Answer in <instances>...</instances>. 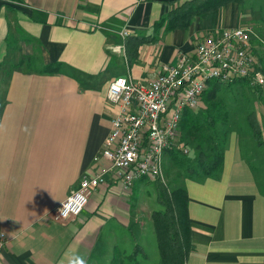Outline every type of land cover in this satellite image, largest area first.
I'll return each mask as SVG.
<instances>
[{
    "label": "crops",
    "instance_id": "crops-1",
    "mask_svg": "<svg viewBox=\"0 0 264 264\" xmlns=\"http://www.w3.org/2000/svg\"><path fill=\"white\" fill-rule=\"evenodd\" d=\"M172 1L0 0V264H162L159 251L145 250L151 239L157 246L158 208L135 196L155 180L124 190L100 155L117 110L108 83L148 79L181 51L193 53L198 37L250 24L264 73V0L229 1L183 27L156 25ZM54 62L57 71H41ZM256 92L260 139L226 131L216 173L174 182L188 198L185 264H264V84ZM103 168L82 211L53 220L82 174Z\"/></svg>",
    "mask_w": 264,
    "mask_h": 264
},
{
    "label": "built area",
    "instance_id": "built-area-1",
    "mask_svg": "<svg viewBox=\"0 0 264 264\" xmlns=\"http://www.w3.org/2000/svg\"><path fill=\"white\" fill-rule=\"evenodd\" d=\"M257 37L250 25L215 29L197 38L193 53L181 51L174 63H162L150 78L119 75L108 83L106 99L117 110L100 155L110 161L122 189H130L141 178L160 179L163 154L177 143L183 111L198 106L209 80L231 82L241 77L250 84H264L253 54ZM106 169L82 174L77 186L52 208L51 218L77 216Z\"/></svg>",
    "mask_w": 264,
    "mask_h": 264
},
{
    "label": "trees",
    "instance_id": "trees-1",
    "mask_svg": "<svg viewBox=\"0 0 264 264\" xmlns=\"http://www.w3.org/2000/svg\"><path fill=\"white\" fill-rule=\"evenodd\" d=\"M229 1L241 3L244 0H175L169 4L167 12L156 21V25L164 23L167 29L183 27L189 24L194 16L216 14L219 7ZM58 68L59 62H54L42 66L41 71L55 72ZM239 83L250 84L248 79L241 77L231 82L209 80L208 87L201 94L198 106L194 109H184L179 125V136L181 139L192 140V153L189 156L178 155L180 137L177 138L178 142L173 147L166 149V152L171 155L174 164L183 168L185 176L199 178L204 175H213L219 169L222 162L220 148L222 142L217 135L221 133L217 130V124L226 122L228 118L225 98L221 91ZM251 85L255 86L256 91L261 90L260 84ZM254 114L253 112L248 114V121L252 134L259 140L261 130ZM225 132L226 128L223 135ZM217 138L220 139L219 143L215 142ZM154 185L156 200L162 206L151 213L161 262L162 264H185L192 249L189 238L187 191L183 186L168 188L167 184L160 179H155Z\"/></svg>",
    "mask_w": 264,
    "mask_h": 264
},
{
    "label": "rangeland",
    "instance_id": "rangeland-1",
    "mask_svg": "<svg viewBox=\"0 0 264 264\" xmlns=\"http://www.w3.org/2000/svg\"><path fill=\"white\" fill-rule=\"evenodd\" d=\"M248 3L252 2V0H247ZM251 25V24H250ZM208 87V86H207ZM221 94L224 96L225 104L228 106V118L226 122L218 123L217 130L221 131L217 135L221 138L223 135V131L228 126V134L232 132H240V133H249L252 131L249 121L248 114L251 112L254 113L255 105L259 102L258 94L256 92L255 86L251 84H235L225 88L221 91ZM201 101V100H200ZM255 116V114H254ZM256 117V116H255ZM232 127L230 128V125ZM226 134V133H225ZM180 135V134H179ZM180 143H178V155L179 156H189L193 150V142L191 139H181ZM218 139V138H217ZM178 142V141H177ZM184 174L183 168L174 164L172 157L169 153L165 152L163 154L162 166H161V175L160 179L167 184L168 188H172L174 186V182H180L182 176ZM150 179V178H147ZM152 180V179H151ZM146 190L143 192V189L136 190L135 196L138 197L139 202H147L148 206H152V202H155L154 205L156 208H160L158 205V201L155 198L154 194V183L151 182L147 184ZM175 187V186H174ZM158 203V204H157ZM148 231H152V228L149 224H147ZM145 250L149 255V258L152 256H157L158 250L156 246L155 240L148 241V244L145 245ZM141 255V254H140Z\"/></svg>",
    "mask_w": 264,
    "mask_h": 264
}]
</instances>
